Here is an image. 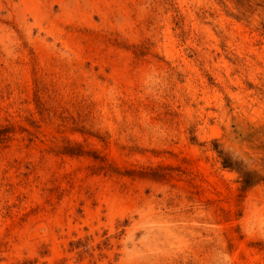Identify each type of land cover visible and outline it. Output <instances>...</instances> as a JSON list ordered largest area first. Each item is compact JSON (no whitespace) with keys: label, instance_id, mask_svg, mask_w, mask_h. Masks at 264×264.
I'll return each mask as SVG.
<instances>
[{"label":"rangeland","instance_id":"rangeland-1","mask_svg":"<svg viewBox=\"0 0 264 264\" xmlns=\"http://www.w3.org/2000/svg\"><path fill=\"white\" fill-rule=\"evenodd\" d=\"M0 264H264V0H0Z\"/></svg>","mask_w":264,"mask_h":264},{"label":"trees","instance_id":"trees-1","mask_svg":"<svg viewBox=\"0 0 264 264\" xmlns=\"http://www.w3.org/2000/svg\"><path fill=\"white\" fill-rule=\"evenodd\" d=\"M243 178V185H244V188H248V187H251L254 183H252V177L250 178V175H243L242 176Z\"/></svg>","mask_w":264,"mask_h":264}]
</instances>
